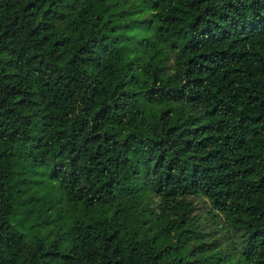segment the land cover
I'll return each instance as SVG.
<instances>
[{
	"label": "trees",
	"instance_id": "1",
	"mask_svg": "<svg viewBox=\"0 0 264 264\" xmlns=\"http://www.w3.org/2000/svg\"><path fill=\"white\" fill-rule=\"evenodd\" d=\"M23 160L63 248L11 222ZM0 264H264V0H0Z\"/></svg>",
	"mask_w": 264,
	"mask_h": 264
},
{
	"label": "rangeland",
	"instance_id": "2",
	"mask_svg": "<svg viewBox=\"0 0 264 264\" xmlns=\"http://www.w3.org/2000/svg\"><path fill=\"white\" fill-rule=\"evenodd\" d=\"M20 171L24 180L19 183L18 188L25 191L18 199H25L28 195L30 199L26 206L28 210L34 209V212L27 214L23 207H19L18 212L11 216V222L26 239L33 236L43 237L47 241L58 238L63 248L68 243V227L73 216L79 212L80 205L74 209L66 200L59 186L49 176V170L44 163L31 164L28 160H23ZM190 198L191 215L196 216L198 223L212 226L215 220L208 213V200L202 195H192Z\"/></svg>",
	"mask_w": 264,
	"mask_h": 264
}]
</instances>
